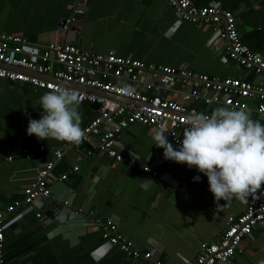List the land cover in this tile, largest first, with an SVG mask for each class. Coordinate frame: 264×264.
<instances>
[{
	"label": "crops",
	"instance_id": "0c3cea01",
	"mask_svg": "<svg viewBox=\"0 0 264 264\" xmlns=\"http://www.w3.org/2000/svg\"><path fill=\"white\" fill-rule=\"evenodd\" d=\"M81 1L80 6L78 0H0V32L23 37L28 44L65 43L68 31L61 29V23L72 19L79 27L78 48L89 53L113 52L148 64L187 68L210 76L255 78L223 55L216 24L183 21L159 0ZM193 3L232 12L241 43L264 55V0ZM75 5L84 7V11L75 14ZM45 92L0 80V156L13 155L12 161L0 164V208L21 196L54 150L63 153L51 172L50 196L36 204L41 216L28 211L5 218L4 255L31 246L19 256L8 258L5 264H151L130 259L104 242L100 224L105 218H110L117 231L137 249L149 251L152 261L187 264L201 242L217 241L227 218L245 209L247 200L235 198L219 201L221 207L217 208L207 178L195 166L166 160L163 149L153 145L151 128L131 124L117 135L116 143L125 155L119 162L98 152L95 138L83 141L85 147H80V142L79 148L28 135V119L40 118L39 97ZM167 93L185 103L175 93ZM189 105L201 112L219 107L205 106L200 101ZM246 107L251 119L264 124L252 102ZM78 111L81 128L97 115L92 104H80ZM40 146L45 150L38 151ZM22 149L35 156H20ZM145 165H151L156 175H142ZM73 166L78 169L74 171ZM61 174L67 179L59 180ZM56 205L63 207L58 210ZM53 207V215L46 216L45 210ZM239 249L233 264H258L264 259V228L254 229Z\"/></svg>",
	"mask_w": 264,
	"mask_h": 264
},
{
	"label": "built area",
	"instance_id": "2783aa9c",
	"mask_svg": "<svg viewBox=\"0 0 264 264\" xmlns=\"http://www.w3.org/2000/svg\"><path fill=\"white\" fill-rule=\"evenodd\" d=\"M159 1L174 9L183 21L221 24L218 35L223 55L237 69L252 77L264 76V55L249 50L241 43L232 12L213 5L195 6L193 0ZM3 79L38 90L52 91L64 87L78 95L80 104L95 105L97 115L81 128L84 133L81 142L95 138L98 152L116 162L125 159L116 137L131 124L151 128L154 132L165 131V135L177 146L189 116L211 114L190 106V102L200 101L205 106L232 109H248L246 104L252 102L254 112L264 119V83H254L245 77L210 76L187 68L148 64L117 56L113 52L106 55L89 53L74 44H28L23 37L0 32V80ZM126 88L130 91L125 92ZM168 91L178 95L185 103L167 95ZM44 150L43 146L38 148V151ZM62 154V150H54L51 159L41 166L34 180L22 190L21 196L0 208V264H5V218L14 212L22 215L28 211H33L36 217L41 216L36 204L50 196L51 172ZM19 155L30 159L35 153L22 149ZM12 159L13 155L0 156V164ZM72 169L76 171L78 167L73 166ZM142 175L155 176L156 171L151 165H145ZM58 179L66 180L67 175L61 174ZM256 228H264V185L248 197L240 215L227 218L218 240L201 242L196 255L187 264H233L241 241ZM100 237L130 259L164 264L160 260L152 261L149 251L137 249L117 231L110 218L101 222Z\"/></svg>",
	"mask_w": 264,
	"mask_h": 264
},
{
	"label": "clouds",
	"instance_id": "9594fccd",
	"mask_svg": "<svg viewBox=\"0 0 264 264\" xmlns=\"http://www.w3.org/2000/svg\"><path fill=\"white\" fill-rule=\"evenodd\" d=\"M130 89H125V92ZM80 98L74 91L57 87L39 97V119H28L26 133L38 140L56 139L78 145L83 138L78 111ZM183 137L174 148L165 131L156 130L153 145L163 149L166 160L195 166L219 201H246L264 185V124L251 119L247 110L218 107L210 115L186 119ZM194 179L198 180L199 177ZM258 264H264V259Z\"/></svg>",
	"mask_w": 264,
	"mask_h": 264
},
{
	"label": "water",
	"instance_id": "95a60500",
	"mask_svg": "<svg viewBox=\"0 0 264 264\" xmlns=\"http://www.w3.org/2000/svg\"><path fill=\"white\" fill-rule=\"evenodd\" d=\"M76 4H78V5H80L81 6V4H82V1L81 0H78V2L76 3ZM78 5H75V14L76 13H78V12H76V11H81V12H83L84 11V7H77ZM77 7V8H76ZM217 26V29L219 30V26H220V24H216ZM61 29H66L67 31H68V37H67V39H65V44H74V45H76L77 47L79 46V39L77 38V35H78V30H79V27H78V24L77 25H74L73 24V21H72V19L71 20H68V22H66L65 20L64 21H62V23H61ZM259 80H262V81H264V76L263 75H257V76H255V78H254V80H253V82L254 83H257ZM93 91H95V90H93ZM95 92H97V91H95ZM121 101H125L124 99H122V98H119ZM85 145H86V143L85 142H82V143H80V147H85ZM78 147H79V145H78ZM79 147V148H80ZM63 206L62 205H56V208L58 209V210H61V208H62ZM56 209H55V207H53L52 209H49V210H45V215L46 216H48V217H50V216H52L53 215V212L55 211ZM70 212H71V209H68ZM68 210L66 211V213H68Z\"/></svg>",
	"mask_w": 264,
	"mask_h": 264
},
{
	"label": "trees",
	"instance_id": "16d2710c",
	"mask_svg": "<svg viewBox=\"0 0 264 264\" xmlns=\"http://www.w3.org/2000/svg\"><path fill=\"white\" fill-rule=\"evenodd\" d=\"M30 249H31V246H27V247H24V248L16 251V252L11 253L10 255H6L5 254V255H3L4 261L6 262V260L8 258H11L12 256H14V257L19 256L21 253L26 252V251H28ZM3 251H4V249H3Z\"/></svg>",
	"mask_w": 264,
	"mask_h": 264
}]
</instances>
